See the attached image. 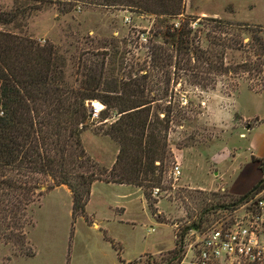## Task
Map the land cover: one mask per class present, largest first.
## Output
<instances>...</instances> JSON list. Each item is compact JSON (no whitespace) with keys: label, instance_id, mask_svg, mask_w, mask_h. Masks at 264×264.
<instances>
[{"label":"rangeland","instance_id":"1","mask_svg":"<svg viewBox=\"0 0 264 264\" xmlns=\"http://www.w3.org/2000/svg\"><path fill=\"white\" fill-rule=\"evenodd\" d=\"M10 4L11 0H0L3 8ZM183 7L188 17L229 23L232 33L237 24L264 28V0H183ZM156 24L149 15L102 7L61 13L49 6L27 19L26 34L40 44H52L69 63L65 71L69 83L78 85L84 64L103 63L102 79L94 93L107 88L118 91L124 78L147 73L151 90L147 99L156 100L151 106H173L184 119L171 118L163 139L166 172L157 193L150 181H143L142 186L94 181L84 213L75 216L66 186L46 191L26 212L30 224L23 229L26 244L22 253L16 241L0 244V264H190L184 252L179 263L170 260L174 232L199 219L202 227L219 220L225 224L239 214L227 206L236 196L218 188L219 176L213 172L217 164L229 166L231 155L235 162L225 177L228 184L252 163V156L259 168L264 158V89L250 88L244 76L216 77L209 90L190 84L180 72L178 78L175 74L167 79L169 69L154 68L149 62V39L162 44L152 36ZM226 53V64L243 60L241 51ZM72 61L76 66L79 63L76 74ZM234 82L237 87L232 91ZM91 101L102 107L98 117L90 119L92 124L81 135V143L85 157L95 164L94 172L105 169L107 174L118 144L104 133L115 111L101 120L104 105ZM175 162L180 175L173 180L167 174ZM28 251L33 254L26 256Z\"/></svg>","mask_w":264,"mask_h":264},{"label":"trees","instance_id":"2","mask_svg":"<svg viewBox=\"0 0 264 264\" xmlns=\"http://www.w3.org/2000/svg\"><path fill=\"white\" fill-rule=\"evenodd\" d=\"M49 6L61 13L102 7L152 16L157 23L152 36L164 46L149 39V62L154 68L169 69L167 79L175 74L178 78L180 72L190 84L209 90L219 77L244 76L250 88L264 89V28L237 24L232 33V25L223 20L184 15L183 0H11L5 8L0 5V244L16 241L21 253L26 244L23 229L30 224L26 212L46 191L66 186L72 215L80 216L94 181L136 186L150 181V187L157 188L166 172L163 139L169 123L173 117L184 119L173 106H151L156 100L147 99L151 92L147 73L124 78L118 91L107 88L94 93L103 63L84 64L78 85L69 83L65 57L52 44H40L26 34L27 19ZM227 50L243 52V60L224 63ZM74 63L70 65L76 74L79 63ZM236 87L237 82L230 86L232 91ZM87 100L104 105L101 120L115 111L104 133L118 144L107 174L105 169L94 172L95 164L82 147L81 135L92 124L84 105ZM92 105L102 107L96 101ZM263 164L264 158L259 160L262 179L228 207L264 186ZM200 228L199 219L179 228L178 236ZM32 254L28 251L26 256ZM182 257L179 247L170 260L179 263Z\"/></svg>","mask_w":264,"mask_h":264},{"label":"built area","instance_id":"3","mask_svg":"<svg viewBox=\"0 0 264 264\" xmlns=\"http://www.w3.org/2000/svg\"><path fill=\"white\" fill-rule=\"evenodd\" d=\"M99 112L91 105L90 119H96ZM167 175L173 180L179 177L178 163L171 165ZM153 191L157 193L158 188ZM229 208L239 214L225 224L219 220L191 229L182 238L175 231L173 249L181 247L184 256L189 254L190 264H264V186Z\"/></svg>","mask_w":264,"mask_h":264},{"label":"crops","instance_id":"4","mask_svg":"<svg viewBox=\"0 0 264 264\" xmlns=\"http://www.w3.org/2000/svg\"><path fill=\"white\" fill-rule=\"evenodd\" d=\"M235 155H231L232 160L230 161V165L226 166H221L220 164H217V171L213 172L214 175L215 173L218 174L219 177H216V180L218 181V188L221 191H225L228 195L230 196H241L248 192L256 183H258L261 179V172L258 168V160L255 159L252 156V163L251 164H246L243 168L242 171L239 172L238 176L234 179V181H230L228 184V180L225 178L227 175V172L230 170L231 166L233 165L232 163L235 162ZM213 159V158H212ZM214 160V159H213ZM215 163L217 162L214 160ZM214 163V164H215ZM242 164V163H241ZM241 164L239 167H241ZM216 165V164H215ZM220 167V171H219ZM227 180V181H226ZM120 186H130L127 184H117ZM163 252V251H161ZM158 252V253H161ZM156 253V254H158Z\"/></svg>","mask_w":264,"mask_h":264},{"label":"water","instance_id":"5","mask_svg":"<svg viewBox=\"0 0 264 264\" xmlns=\"http://www.w3.org/2000/svg\"><path fill=\"white\" fill-rule=\"evenodd\" d=\"M91 105H92V101H91V100H88L86 106H87V108H88L89 110H90V108H91Z\"/></svg>","mask_w":264,"mask_h":264}]
</instances>
